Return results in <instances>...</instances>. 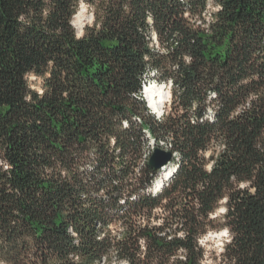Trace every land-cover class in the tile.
Returning <instances> with one entry per match:
<instances>
[{
    "label": "trees",
    "instance_id": "trees-1",
    "mask_svg": "<svg viewBox=\"0 0 264 264\" xmlns=\"http://www.w3.org/2000/svg\"><path fill=\"white\" fill-rule=\"evenodd\" d=\"M222 229L215 264H264V0H0V264H202Z\"/></svg>",
    "mask_w": 264,
    "mask_h": 264
},
{
    "label": "rangeland",
    "instance_id": "rangeland-1",
    "mask_svg": "<svg viewBox=\"0 0 264 264\" xmlns=\"http://www.w3.org/2000/svg\"><path fill=\"white\" fill-rule=\"evenodd\" d=\"M211 11H214V9H211ZM93 22H94L93 10L88 5L81 3V5L78 9V12L73 19V24L76 27L78 34L81 36L84 33L85 27L92 25ZM28 78H29V82L31 84V87L33 89H35L37 91H42V79L38 78L37 76H35L33 74L29 75ZM147 84L149 86H151V85L163 86L164 85L165 86L164 88L167 89L166 91L170 90L169 85H165L164 83H158L157 81H154L152 79H150L147 82ZM144 96H145V93H144ZM144 101L147 104L148 100L146 99V97H144ZM170 101L167 102L165 105L164 114L169 110ZM150 112L152 115H154V113H152V111H150ZM154 116L156 118H158L156 115H154ZM148 139L150 140L151 138H148ZM150 145L152 146V141H151ZM151 146H147L146 150H150ZM170 166L172 167V169H175L174 164H172ZM159 177H162L161 173L159 174ZM159 177H157L156 180ZM149 192L151 193L152 191H149ZM224 212H225V207H224V202H222L219 209L213 215V217L220 216ZM228 239H229V234H228L226 229H222L220 231H211L207 235L202 237L199 240L201 247H203V249L205 250V257H204L202 264H215L217 261V258H219L220 254L222 253V248L224 246V243H226L228 241ZM99 264H119V263L114 258H109L106 261V263L101 262Z\"/></svg>",
    "mask_w": 264,
    "mask_h": 264
},
{
    "label": "bare ground",
    "instance_id": "bare-ground-1",
    "mask_svg": "<svg viewBox=\"0 0 264 264\" xmlns=\"http://www.w3.org/2000/svg\"><path fill=\"white\" fill-rule=\"evenodd\" d=\"M165 86H161V85H151L149 86L148 84L145 86L144 88V93H145V97L148 100V106L150 108V110L152 111V113L156 114V115H161L164 113V108L167 102H169L171 100V92L170 90L166 91L167 89L164 88ZM150 138V136H149ZM152 141V146L150 148V150H155V141L153 139H150V143ZM174 164L175 169L177 168L176 162H172L169 164V166L165 167L163 170H161V175L162 177H159L156 182L159 183V185H161L162 181L164 180V176L167 175L168 173L172 172L175 169H172V167L170 165ZM171 168V169H170ZM170 169V170H169ZM156 182L154 183L155 187H157ZM154 189V187H152L151 191Z\"/></svg>",
    "mask_w": 264,
    "mask_h": 264
},
{
    "label": "water",
    "instance_id": "water-1",
    "mask_svg": "<svg viewBox=\"0 0 264 264\" xmlns=\"http://www.w3.org/2000/svg\"><path fill=\"white\" fill-rule=\"evenodd\" d=\"M174 153L161 148H157L149 160V164L155 170H162L173 161Z\"/></svg>",
    "mask_w": 264,
    "mask_h": 264
},
{
    "label": "built area",
    "instance_id": "built-area-1",
    "mask_svg": "<svg viewBox=\"0 0 264 264\" xmlns=\"http://www.w3.org/2000/svg\"><path fill=\"white\" fill-rule=\"evenodd\" d=\"M158 146H159V147H158ZM158 146H156L155 149H156V148H161V149H164V150H167V151H170V150H171V147H169V145L166 144L165 141H161V142L158 144ZM154 151H155V150H145V152H146V154H147V157H151Z\"/></svg>",
    "mask_w": 264,
    "mask_h": 264
}]
</instances>
